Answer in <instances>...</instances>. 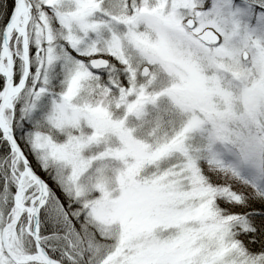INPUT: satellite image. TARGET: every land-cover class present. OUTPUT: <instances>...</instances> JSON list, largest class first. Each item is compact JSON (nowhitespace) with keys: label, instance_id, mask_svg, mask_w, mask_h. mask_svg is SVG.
<instances>
[{"label":"snow or ice","instance_id":"snow-or-ice-1","mask_svg":"<svg viewBox=\"0 0 264 264\" xmlns=\"http://www.w3.org/2000/svg\"><path fill=\"white\" fill-rule=\"evenodd\" d=\"M0 264H264V0H0Z\"/></svg>","mask_w":264,"mask_h":264}]
</instances>
